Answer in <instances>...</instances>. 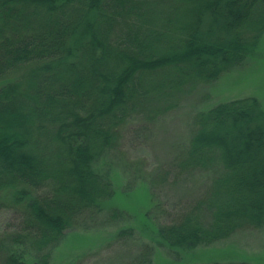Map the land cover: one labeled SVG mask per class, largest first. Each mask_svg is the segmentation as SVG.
I'll return each mask as SVG.
<instances>
[{
  "label": "trees",
  "instance_id": "16d2710c",
  "mask_svg": "<svg viewBox=\"0 0 264 264\" xmlns=\"http://www.w3.org/2000/svg\"><path fill=\"white\" fill-rule=\"evenodd\" d=\"M263 35L264 0H0V211L20 220L0 234V264H54L68 229L107 206L119 224L137 190L154 242L174 253L264 230V107L254 95L211 96ZM184 99L192 131L174 171L146 175L126 159L124 131ZM194 173L209 177L203 194L159 221L157 185H198Z\"/></svg>",
  "mask_w": 264,
  "mask_h": 264
},
{
  "label": "rangeland",
  "instance_id": "374dc122",
  "mask_svg": "<svg viewBox=\"0 0 264 264\" xmlns=\"http://www.w3.org/2000/svg\"><path fill=\"white\" fill-rule=\"evenodd\" d=\"M256 47L243 65L229 74L223 75L222 79L214 85L211 96L216 102L254 95L259 98L264 107V35ZM190 101L191 99H184L177 110L171 111L156 124L151 122L146 124L142 121L148 125L145 129L139 130L137 125L126 128L122 149L126 153L128 162L138 161L141 163L140 167L142 166V171L146 175L168 171L170 176L174 171L172 163L176 153V144L183 137L188 138L192 131L188 120ZM194 174L196 176L193 177V180L198 185L183 178L167 180L157 185L156 196L166 209V211L164 208L157 210L159 221L175 214V211H185L187 203L190 202L193 205L203 194V188L206 187L205 184L209 177L202 173ZM117 180L119 190L123 189L124 187L121 185L124 180ZM199 184L201 185L199 186ZM124 198H127L130 205L122 206L131 215L129 218L123 219L119 224L111 225L106 219L109 206L98 213L97 217L100 218L97 222L92 218L94 215L86 213L78 221L79 225L68 229L62 241L52 249L54 264H216L236 262L264 264L263 229L241 231L232 238L215 244L200 245L192 250H179L174 253L155 243L158 236L153 232L155 225L143 215L150 204L146 191H133L126 194ZM19 222L18 214L14 209L1 210L0 234L10 225H16ZM128 225L136 227L137 236L135 238L118 237L119 227ZM146 243H150L154 247L150 256L143 257L141 249Z\"/></svg>",
  "mask_w": 264,
  "mask_h": 264
}]
</instances>
